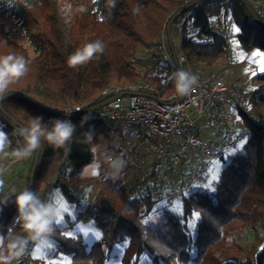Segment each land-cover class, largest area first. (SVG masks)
Masks as SVG:
<instances>
[{"label": "trees", "instance_id": "trees-1", "mask_svg": "<svg viewBox=\"0 0 264 264\" xmlns=\"http://www.w3.org/2000/svg\"><path fill=\"white\" fill-rule=\"evenodd\" d=\"M193 1L3 0L0 55H23L29 62L28 73L11 84L7 93L20 92L65 115L66 108L77 104H99L102 91L113 85L126 86L146 80L157 87L161 96L168 97L176 92L172 76L178 70L170 68L157 54V58L150 60V71L139 70L137 65L142 62L138 63V52L155 46L171 18ZM186 13H190L187 19ZM256 13L264 24V14L258 10ZM4 18H14L19 23L34 56L25 46L10 39L1 21ZM215 21L226 35L237 37L247 51L253 47L264 51V28L241 0H199L177 17L171 27V35L179 38L181 51L192 65L215 67L221 59L227 37L214 29ZM178 23H182L181 29L176 28ZM234 27L239 32L234 34ZM96 40L103 42V53L96 54L85 65L68 67L67 58L72 53ZM251 83L257 86L247 93L248 108L264 115V74L252 77ZM2 105L23 126L35 116H42L48 127L56 119L70 120L75 125L67 148L54 149L46 142L43 144L31 189L41 195L51 186L53 189L60 186L79 208L72 225L54 224L53 251L49 258L64 256L70 264H108L111 258L120 264H147L145 258L151 264H264V235L258 228L259 225L264 228L262 128L251 125L253 135L221 171L214 194L197 191L180 197L182 215L165 211L164 229H156L142 222L155 203L163 200L147 183V178L140 182L143 190L132 197L119 182L104 176H84V166L93 160L92 146L110 140L111 128L87 118L84 113L68 117L51 114L19 97L5 99ZM0 128L10 138L19 129L1 113ZM88 132L94 133L91 143L86 142ZM116 134L123 139L127 137L120 128ZM35 154L28 157L27 182L13 188L8 179L0 188V234L26 236L19 223L14 222L17 216L14 199L15 192L29 188ZM149 176L155 177L153 168ZM94 186L99 187L100 196L87 204L88 189ZM102 198L110 201L114 211L100 206ZM83 201L86 204L81 208ZM194 212L200 213V218L192 231ZM79 223L96 226L102 234L101 242L88 243L81 234L69 235ZM236 234L250 239V245L234 242L231 237ZM116 248H122V253H117ZM24 255L12 264H31ZM44 257L32 258V263L47 264Z\"/></svg>", "mask_w": 264, "mask_h": 264}, {"label": "built area", "instance_id": "built-area-1", "mask_svg": "<svg viewBox=\"0 0 264 264\" xmlns=\"http://www.w3.org/2000/svg\"><path fill=\"white\" fill-rule=\"evenodd\" d=\"M254 10L264 14V0H246ZM190 13L185 14V19ZM181 29L182 23L176 24ZM175 55L167 28L157 44L148 49L149 60L157 58L170 68L188 71L196 84L187 95L174 92L160 95L157 87L146 80L126 86L113 85L100 94L95 106L81 103L65 109L68 116L84 113L87 118L115 122L127 134V146L133 149L138 169L153 168L156 195L168 204L192 193L195 185L207 175L210 165L224 161L231 151L245 143L254 133L251 125L264 130V116L248 110L246 94L250 91L232 85L229 70H216L206 65L194 66L182 51ZM179 71V70H178ZM8 151L23 147V139L13 134ZM7 157L0 180L12 175L26 160ZM141 192L142 186H139ZM53 186L41 194L49 199ZM32 243L24 257L29 260Z\"/></svg>", "mask_w": 264, "mask_h": 264}, {"label": "rangeland", "instance_id": "rangeland-1", "mask_svg": "<svg viewBox=\"0 0 264 264\" xmlns=\"http://www.w3.org/2000/svg\"><path fill=\"white\" fill-rule=\"evenodd\" d=\"M94 0H89V3L93 2ZM3 0H0V5L2 4ZM187 12V11H186ZM7 29L10 39L25 46L28 50L31 56L35 55L34 49L31 47L27 36L24 32V30L21 28L19 23L14 18H4L1 20ZM214 29L218 30L219 32L223 33L227 37V44L224 47L223 53L221 55V59L217 62L214 68L216 70H229V81L232 85H235L236 87H240L241 89H249L250 91L256 87L257 85H253L251 83V78L258 75V74H264V51H262L259 48L253 47L251 50L247 51L242 44L238 41L237 37L234 35H226L224 32L223 27L220 26V23L215 21L213 23ZM234 34L239 32V28L234 27L233 28ZM175 45L177 51H181L180 47V41L179 38H176ZM146 49H140L138 52V63L137 67L139 70H149L151 68V62L148 58V55L145 51ZM143 64V65H142ZM247 96V94H246ZM249 110V108H248ZM251 111V110H249ZM254 112V111H251ZM256 113V112H255ZM260 114V113H259ZM263 115V114H261ZM264 116V115H263ZM100 123H103L107 125L109 128H111V135L112 137L110 140H102L95 146L97 147V157L99 159V162L102 164L99 168H90L87 172L84 170V176L90 177H107L113 181L119 182L120 185L124 186L128 189L130 195L132 197L137 196L139 193V186H142L141 180L144 178H147V183H149L153 190H155L156 185V179L149 176L151 172V167L146 165L142 169H138L137 165L135 164L136 160L134 155L132 154L133 149L129 148L126 143V139H123L119 137L116 134V130L119 128L118 124L115 122H108V121H99ZM245 143L239 145L236 149L230 152V154L226 157L225 161H218L214 162L210 165L209 171L207 175L204 177L203 180L199 181L192 192H203L208 194H214L216 184L219 181V177L221 174V171L223 168L230 162L232 157L238 153L242 149V146ZM111 145H113V148H111ZM122 149L121 151H118V149ZM113 155H120L126 160V166L121 172V174L118 176V178L113 179L108 175V167L106 163V156H113ZM24 163H28V158L21 164V166ZM28 166V165H27ZM27 168H26V174H27ZM95 173V174H94ZM24 174V177L26 176ZM20 174L16 175L13 179L15 182H13V188H16L17 184H21L22 181L27 182V178H22L23 180L18 183V180L20 178ZM17 179V180H16ZM25 184V183H22ZM89 197L87 199L88 203H93L96 201L97 198L100 196V189L97 186H94L91 189H88ZM49 201H52L56 204L57 209L60 211V219L61 222L59 224L56 223L59 227H66L68 225H72L76 221L77 211L79 210L76 203H73L69 200L67 196H65L63 189L59 187H55L51 194ZM86 204V201H83L81 208H83ZM165 211H169L177 216H181L183 213V205L180 200H175L171 204H168L165 200L157 201L154 205L153 210L146 214L142 222L150 227L156 228V229H164V213ZM58 219V216H57ZM196 222V218H194L190 225L192 223ZM191 228V227H190ZM259 232L264 235V228L260 225L258 226ZM192 231H195V228H191ZM194 233V232H192ZM77 234H81L84 236L85 240L88 243H94V242H101L102 234L101 231L91 224H75L73 226V229L70 230L69 235L76 236ZM234 242L240 243L244 245L245 247L250 245L251 240L246 239L243 234H236L232 235L231 237ZM30 244V243H29ZM28 244V245H29ZM34 246L32 245L31 249V257L28 260L29 263L33 264L32 258L35 257H44L47 264H70V260L67 257H48V254L53 251V249H46V250H40L38 248H35V251L33 250ZM28 251V247L26 248V252ZM33 251L34 255L33 256ZM116 252L121 254L122 248H116ZM147 261V264H151L149 259L145 258ZM108 264H120V261L111 258Z\"/></svg>", "mask_w": 264, "mask_h": 264}, {"label": "clouds", "instance_id": "clouds-1", "mask_svg": "<svg viewBox=\"0 0 264 264\" xmlns=\"http://www.w3.org/2000/svg\"><path fill=\"white\" fill-rule=\"evenodd\" d=\"M84 9H81L83 11ZM104 52V44L100 40L84 44L67 58V65L76 68L87 64L98 53ZM28 60L23 55H0V99L9 86L17 82L28 73ZM175 91L183 96L187 95L196 84V77L188 71L180 70L173 73ZM75 132V125L70 120L56 119L51 127L43 123L42 116H35L27 126H21L14 134L23 139V147L8 151L11 146L9 134L0 128V154L22 160L32 156L46 142L54 149L67 148ZM94 133H85L86 142L91 143ZM97 147L92 146L93 160L85 165V172L90 168H99L102 164L97 157ZM109 169L108 175L118 178L126 166V160L120 155L106 156ZM4 168L0 167V172ZM3 181L0 180V188ZM15 192V191H14ZM14 203L17 216L14 222L19 223L26 236L0 234V264H12L18 261L31 242L34 248L46 250L51 245L54 235V224L57 221V206L54 202L42 199L41 196L27 188L15 192Z\"/></svg>", "mask_w": 264, "mask_h": 264}, {"label": "water", "instance_id": "water-1", "mask_svg": "<svg viewBox=\"0 0 264 264\" xmlns=\"http://www.w3.org/2000/svg\"><path fill=\"white\" fill-rule=\"evenodd\" d=\"M199 0H194L193 2H191L189 5H187L186 7H184L182 10H180L177 14H175L171 20L169 21L168 23V26H167V33H168V37H169V42H170V46H171V49L173 51V54L175 55V50H174V46H173V42H172V35H171V27L175 21V19L177 17H179L180 15H182L183 13H185L191 6H193L196 2H198ZM244 5L246 6L247 10L249 11V13L254 17L255 21L257 22V24L260 26V27H263L264 28V24L261 22V20L259 19V17L257 16V13L256 11L254 10V8L246 1V0H241ZM178 67V70L180 71V68H179V65L177 66ZM13 97H19V98H22L24 100H27L29 101L30 103L32 104H35L36 106L42 108L43 110L51 113V114H54V115H59V116H63V117H68L67 115L65 114H61V113H58L54 110H52L51 108L47 107L46 105L44 104H41L37 101H35L33 98L25 95V94H22L20 92H11V93H7L2 99H0V113L5 115L10 121L13 122L14 125H16L18 128H20L21 125L20 123H18L16 120H14L7 112L6 110L4 109L3 105H2V101H4L5 99H8V98H13ZM42 149H43V145L41 148H39L37 151H36V154H35V157H34V160H33V165H32V169H31V174H30V185H29V190L32 189L33 187V184H34V179H35V173L37 171V168L39 166V162H40V159H41V154H42ZM12 203L11 202H7L5 204H10ZM100 206L105 209V210H109V211H114V207L112 206V204L110 203V201L107 199V198H102L100 200Z\"/></svg>", "mask_w": 264, "mask_h": 264}, {"label": "crops", "instance_id": "crops-1", "mask_svg": "<svg viewBox=\"0 0 264 264\" xmlns=\"http://www.w3.org/2000/svg\"><path fill=\"white\" fill-rule=\"evenodd\" d=\"M146 51V50H145ZM146 53H147V51H146ZM147 59H149V58H147ZM8 156H6L5 154H0V162H2L3 160H5L6 158H7ZM26 168H27V164L26 163H24L22 166H20L17 170H16V172L14 173V174H12V175H10L9 177H6L5 179H4V181H3V185H4V182L6 183V181L5 180H8V182H10V184L11 185H13V182H15L14 181V179H12V177L14 178L16 175H18V174H20L21 176H20V178H19V180H18V182L20 181H22V178H24V174H26ZM11 179V180H10ZM17 180V179H16Z\"/></svg>", "mask_w": 264, "mask_h": 264}, {"label": "snow or ice", "instance_id": "snow-or-ice-1", "mask_svg": "<svg viewBox=\"0 0 264 264\" xmlns=\"http://www.w3.org/2000/svg\"><path fill=\"white\" fill-rule=\"evenodd\" d=\"M94 174H95V173H94ZM57 216H58V219H57L56 223L59 224V223L61 222V219H60V211H59V209H57ZM193 216L196 218V222H195V223H192V224L190 225L191 228H195V227L197 226V224H198V222H199V218H200V213H198V212H194V213H193ZM52 247H53V246L50 245V246H49V249H51Z\"/></svg>", "mask_w": 264, "mask_h": 264}]
</instances>
